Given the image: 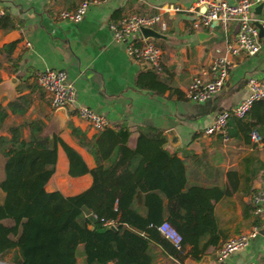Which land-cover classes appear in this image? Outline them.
<instances>
[{
	"label": "crops",
	"instance_id": "crops-1",
	"mask_svg": "<svg viewBox=\"0 0 264 264\" xmlns=\"http://www.w3.org/2000/svg\"><path fill=\"white\" fill-rule=\"evenodd\" d=\"M78 1L0 0L4 15L12 24L8 28L0 27V104L11 100L17 87L29 101L22 115L8 113L7 123L42 120L43 133L56 134L90 169L95 165L92 155L77 145L69 128V125L78 128L86 140L98 133L76 115L78 106H86L106 117L107 128L117 130L126 126L129 131L126 144L130 148L134 147L141 129L159 131L165 137L163 148L183 162L186 186L224 190L226 171L235 170L239 174L236 190L213 202L217 243L207 247L201 256L203 261L187 256L181 264H264V234L258 233L246 247L222 260L215 254L224 239L251 226L264 228V218L261 223L251 212L248 183L243 179V158L251 156L264 163V147L246 143L241 130L227 122L224 129L227 140L222 139V134H203L216 113L230 109L245 95V81L249 76H264V30L258 36L259 48L253 55L231 57L227 54L228 74L219 92L203 102H194L185 96L188 84L194 76L208 78V66L214 57L225 55V43L232 39L235 23L218 22L215 26L194 28L195 11L201 7L195 6L197 0H99L89 6L76 23L58 17L59 11L73 9ZM165 5L176 6L179 10L163 12ZM253 13L260 17L264 9L261 8L259 14ZM129 14H159L164 20L165 30L152 28L163 38L144 37L140 31L132 37L134 42L146 39L158 46L160 69L133 61L126 53V42L113 39L111 25ZM197 32L207 35L199 39ZM6 44H12L8 52L2 49ZM13 64L17 66L14 72ZM45 68L61 69L66 73L73 87L72 102L66 107L51 108L47 94L36 85L34 74ZM151 72L158 85L165 89L159 91L158 85L150 81ZM33 84L36 87H31ZM168 129H173L178 138L175 145L169 144L165 134ZM22 133L25 137L26 131ZM261 173L263 170L258 171L251 182L254 189L264 187L259 178ZM90 183L88 173L74 177L67 174V159L58 145L55 170L45 190H56L67 196L80 192ZM2 198L0 190V202ZM165 203L164 198L162 207ZM135 207L144 214L141 198L136 199ZM159 214L161 220H167L166 210ZM189 248L190 245H186L183 252ZM151 250L155 254L151 264H176L159 247L153 246ZM241 251L244 253L240 254ZM9 256L10 252L3 259Z\"/></svg>",
	"mask_w": 264,
	"mask_h": 264
},
{
	"label": "trees",
	"instance_id": "trees-1",
	"mask_svg": "<svg viewBox=\"0 0 264 264\" xmlns=\"http://www.w3.org/2000/svg\"><path fill=\"white\" fill-rule=\"evenodd\" d=\"M0 27H12L4 14ZM11 46L2 49L8 52ZM16 67L13 64V72ZM150 81L159 84L152 72ZM157 88L161 91L165 86ZM28 103L17 87L16 95L0 104V264H76L79 256L83 264H151L153 246L181 264L187 256L199 260L207 247L217 243L213 202L236 190L239 174L235 170L226 171L224 190L186 186L183 162L163 148L165 137L159 131L141 129L130 148L126 126L105 128L86 140L83 132L69 125L77 145L93 157L95 165L89 169L56 134L43 133L42 120L7 123L8 113L22 115ZM227 124L238 127L246 143L255 132L264 147V98L253 101L243 118L230 116ZM58 145L67 159L69 176L88 173L91 177L90 185L73 195L44 188L55 170ZM243 160V179L251 194L256 190L251 182L258 171L264 172V163L251 156ZM259 178L262 184L264 173ZM138 198L144 214L135 207ZM163 209L167 220H161ZM162 221L179 233V248L157 230ZM186 245L190 248L184 253ZM9 252V258L3 259Z\"/></svg>",
	"mask_w": 264,
	"mask_h": 264
},
{
	"label": "built area",
	"instance_id": "built-area-1",
	"mask_svg": "<svg viewBox=\"0 0 264 264\" xmlns=\"http://www.w3.org/2000/svg\"><path fill=\"white\" fill-rule=\"evenodd\" d=\"M99 0H79L76 6L70 10H61L58 17L63 20L76 23L82 19L88 7L98 3ZM261 4L264 9V0H197L195 6L204 5V11H195L196 15L192 26H208L212 20L222 24L229 22L236 24V31L229 42L225 43V55L214 57L207 70L208 78L201 79L194 76L185 90L187 99L194 102H203L219 92L228 74V56L234 57L238 54L253 55L259 48L257 22L264 30V15L255 16L254 8ZM161 8V7H160ZM179 10L173 5H165L163 12H175ZM4 9L0 4V17ZM158 27L166 29V24L159 14H129L111 25L112 37L117 42H126L127 55L137 63H147L152 68L160 69L161 51L151 40L134 42L132 37L139 32L140 27ZM28 45V44H26ZM36 85L41 88L48 97L51 108H64L72 102L73 87L67 81L66 73L61 69L45 68L34 74ZM264 98V76H249L245 81V95L240 98L230 109L215 114L210 124L203 130L205 135L222 134V139L227 140L224 134L226 122L230 116L243 118L251 103ZM76 115L87 123L94 132H99L108 127L106 117L97 114L86 106H78ZM250 139L254 146L261 145L259 136L251 132ZM251 212L259 220L264 218V188H257L249 196ZM261 227L251 226L248 230L224 239L215 249L218 260L226 258L229 254L237 252L246 247L249 241L258 235ZM157 230L175 248H179L181 237L179 233L167 222L158 224Z\"/></svg>",
	"mask_w": 264,
	"mask_h": 264
},
{
	"label": "water",
	"instance_id": "water-1",
	"mask_svg": "<svg viewBox=\"0 0 264 264\" xmlns=\"http://www.w3.org/2000/svg\"><path fill=\"white\" fill-rule=\"evenodd\" d=\"M261 6H262L261 4H258L257 6H255V8H254V12H255L256 14H259V13H260ZM203 11H204V5H201V7L199 8V12H203ZM217 23H218L217 20H212V21L210 22V26H215V25H217ZM255 24H256V26H257V28H258V36H260V35L262 34V31H263V30L261 29L260 25H259L257 22H255ZM139 31L142 33V35H143L144 37L163 38V35H161V34L155 32V31L152 30V28H150V27H140V28H139ZM205 35H207V34L204 33V32H197V33H196V36H197L199 39H201V38L204 37ZM165 134H166L167 137H168L169 144H171V145H175V144L177 143L178 138H177L175 132L173 131V129H168V130H166ZM109 227H110V229L115 230V228L113 227V225H110ZM258 232H259V234H264V228H260V229L258 230ZM243 253H244L243 251L240 252V254H243ZM202 257H203V256H202ZM198 261H203V258H200Z\"/></svg>",
	"mask_w": 264,
	"mask_h": 264
},
{
	"label": "rangeland",
	"instance_id": "rangeland-1",
	"mask_svg": "<svg viewBox=\"0 0 264 264\" xmlns=\"http://www.w3.org/2000/svg\"><path fill=\"white\" fill-rule=\"evenodd\" d=\"M40 89H41V88H40ZM8 120H9V119H8ZM263 221H264V220H263ZM261 223H262V220H261ZM79 251H80V250H79ZM76 264H83L80 256L76 259Z\"/></svg>",
	"mask_w": 264,
	"mask_h": 264
}]
</instances>
